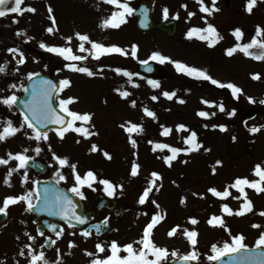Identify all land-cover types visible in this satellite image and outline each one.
<instances>
[{
	"label": "snow or ice",
	"instance_id": "snow-or-ice-1",
	"mask_svg": "<svg viewBox=\"0 0 264 264\" xmlns=\"http://www.w3.org/2000/svg\"><path fill=\"white\" fill-rule=\"evenodd\" d=\"M104 3L114 7L113 10L107 18H103L98 25L101 29H118L121 25L127 23V17L131 16L134 12V9L129 6V3L124 0H103ZM25 0H0V18L6 17L9 14L23 15L25 12L35 13L36 9L31 6H24ZM199 5V11L204 13L205 16L202 17L205 22V27H191L186 36L188 39L197 38L202 42H206L209 47L215 46L223 37L218 32L217 28L207 21V16H211L213 13L218 12L219 8L216 7L217 0H211V5L205 3V0H197ZM257 0H247L245 11L249 14L253 12V8L256 6ZM187 9V5H182ZM49 19L51 21V26L47 27L45 31L49 34H54L58 31L56 27L57 21L53 15V9L51 6L48 7ZM169 10L167 7L163 9L164 18L167 19ZM196 13L188 12V18H191ZM178 18V15L173 17ZM12 23H18V20L13 18ZM17 36L26 35L23 31H17ZM232 35L236 40L234 46L229 47L225 50V55L232 57L237 52L242 53L245 57L257 60L264 61V27L257 25L255 30V35L252 36L249 42H243L244 32L241 28L236 27L232 31ZM75 39L78 41L77 50L80 53H88L87 56L83 54H76L72 47L73 36L65 37L64 45H49L45 42H40L39 47L48 53L55 54L61 57L67 63L64 65L71 72L85 74L88 77H94L98 73L103 72V67L93 71L92 68L88 66H82L81 62L86 61L89 57L91 59L100 61L103 57H108L112 55H119L126 57L131 55L132 58H137L138 46L133 44L131 45L130 52L125 48L118 46L116 44L106 45L102 42L92 40L87 33L75 32ZM32 37H27L25 43L31 41ZM90 45V47H86ZM7 52L12 55L15 59L16 64L23 65L26 63V57L23 51L18 47H10L7 49ZM149 60L158 61L163 64L165 62L171 63L178 74L185 75L191 79L198 81H207L211 85L216 86L221 89L230 90V94L233 99L239 100L241 95H244L243 89L233 82H222L214 78L207 70L190 66L184 62L178 60H172L170 57L164 56L159 52H153L148 59L140 60V64L148 66ZM7 70V64H0V74L5 73ZM19 71V67L15 69ZM117 75H121L127 78V83L134 88L140 87L138 83L134 81V77H139V73H133L126 69L116 67L112 68ZM147 71L151 72L152 68L147 67ZM39 73L30 72L27 74V79L33 81L34 77H38ZM253 80L261 79L260 74H252L251 77ZM71 81L67 78L61 79L58 83H53L51 80H37L32 83L31 86V99L22 102L24 111L20 113L21 121L19 126L15 125L11 119H6L0 121V142L5 141L6 139L25 131L28 139H34L36 142L48 141L49 140V131L55 132L56 136L60 139H64L65 134L70 130L79 134L84 138H90L93 135H98V133L90 131L89 125L91 124L92 114L90 113H79L77 111L71 110L69 105L76 102L77 98L68 97L60 98V93L68 86H70ZM147 84L151 86L152 89L160 88V83L154 79H148ZM10 89H15L17 85L15 83L11 84ZM23 87V85H21ZM24 91L27 92L28 89L24 88ZM121 98L127 99L132 95L131 92L127 90L116 89ZM177 93L175 91H162L160 96L168 99L169 101L173 100L176 97ZM55 96L58 101V107L53 106V97ZM158 95H152L150 99L153 102H158L160 99ZM249 103H256L252 97H247ZM19 98L15 93L7 95L5 97H0V104L12 109L14 105L17 104ZM179 103L183 104L185 101L183 99L178 100ZM204 105L208 107L217 108L219 112L225 113L229 117L236 115V109H231L230 111L226 109V106L223 102L216 103L208 99H202L201 101ZM260 104L264 105V99L259 101ZM131 107L135 108L137 106L136 100L130 101ZM142 112L145 117L151 118L153 121H158L157 113L150 109L147 106H143ZM216 112L209 113L208 111H198L197 116L201 118H210L215 116ZM79 122V123H78ZM49 125H56L52 129H48ZM245 126L247 122L245 121ZM124 132L128 135V141L133 149L137 148V140L134 138L133 134H142L144 132V127L140 123H135L132 121H125L120 125ZM205 128H208L209 125L205 124ZM213 129L218 128L221 132L227 131V126L225 124H213L211 125ZM264 127V126H262ZM161 132L160 135L163 137H169L173 128L160 125ZM26 130H31V135H28ZM175 131L177 133H187L186 136L181 137L183 145L185 147L173 146L169 143H154L149 140L148 143L152 145L153 152L157 150H167L169 155L163 157H158L163 159L164 163L171 167L172 163L178 158L180 154L189 155L192 152L199 151L204 148L203 144L198 140V133L195 130L188 128L185 124L180 123L175 126ZM248 131L252 134H255L261 131V127H250ZM233 141L236 140V137H232ZM79 142V141H77ZM29 151L28 148H25L22 152L7 154V158L0 157V165L7 166L10 161H16L17 164L15 167L8 169L6 177L3 183L7 186H11L10 178L13 173L20 170H24L22 175V183L28 182L27 168L29 166V161L33 158L28 156L26 153ZM35 153L39 154L42 149L37 146L33 149ZM49 151H51V146L49 145ZM91 152L100 151L96 144H92ZM204 151H210V149L204 148ZM105 158L111 160L112 157L110 153L106 150L103 151ZM135 156L136 153L134 152ZM52 161L55 162L59 168L54 172L53 179L56 183L59 184L61 181H66L67 177L62 173L60 169L68 167L71 169V175L73 177L74 183L67 190L68 193H71L72 196L79 197L81 200L86 199L85 193L82 191V188L87 186V188L96 191L94 187L95 184L102 186V190L106 193L107 196L113 197L116 195L117 190L121 193L123 192V184H114L110 179L100 178L97 176L96 172L93 170H87L83 175L78 171V165L76 163H70L67 157H61L55 152L52 153ZM183 163H188L187 160ZM217 165H221L222 161H217ZM141 165L134 160L131 164L129 175L132 178H135L139 175V170ZM215 168H213V173ZM252 175L257 179L250 180L248 177H236L234 181L228 184L223 191L217 190L215 187L208 189V192L220 199H227L232 195V190H235L239 193L238 196L232 197L233 199H242L243 203L240 206L239 210H233L227 203L221 205V211L227 215H237L242 216L253 210V202L248 198L246 189H252L257 194L264 193V164L257 163L253 167ZM162 176L157 171H152L150 173V179L147 181V187H145L142 193L138 197V204L145 205L150 202L157 209L160 208V205L156 200H149L150 194H152L155 189L156 192H159L162 185H158L157 181H161ZM40 182L33 180V188L19 195H8L3 198L2 204H0V214L7 215L8 209L10 206L16 205L23 202L26 207L25 211L32 212L33 210H39L41 212H47L50 216H59L61 220L69 228H75L76 224L83 225L85 224V218L81 215H78L76 212L77 205L74 203L71 196L67 195L64 191L59 189H53L52 195H49V189H44V195L42 200V205L39 203H33L34 200L41 201V193L36 187ZM174 183V182H173ZM193 196L199 195L193 193ZM202 198V197H201ZM181 204L186 203V199L182 198L180 201ZM146 214V213H145ZM260 216L264 217V211L258 213ZM163 215L160 212H156L151 216L150 221L144 226L142 230V235L139 239L133 240L131 242L120 244L116 240L110 242L101 241L95 244V252L85 250V255L90 257V264H168L169 257H171L177 264H190V262L198 261V253L193 250L186 254H180L176 250L171 252L166 247L157 245L153 240V230L157 224L163 219ZM73 221L76 223L74 224ZM23 223V221H22ZM108 223L107 218L102 221L100 224L92 225V228L95 229V232L99 234L102 227H106ZM190 223L195 225L198 223V220L191 218ZM210 226L222 227L231 235L230 229L227 228L223 216L213 214L207 221ZM47 227L55 234L56 239H52L51 236L46 237L44 243L40 245V248L43 249L47 245H55L57 240L60 239L65 231L63 227L57 230L56 224H48ZM252 227L260 228L261 225L253 224ZM179 230V226L173 227L169 232L168 236H174ZM37 234L41 237L45 236V233L40 229H37ZM75 235V233H72ZM183 234L186 236L191 247L195 249L197 245L198 232L195 230L183 231ZM24 235L28 238L29 241H36L37 237L25 232ZM80 235L89 238L92 236V231L89 228H84ZM19 239V237H17ZM245 237L243 235H232L231 242L225 241L222 246L213 244L211 246V255L207 256V259L212 262H221L224 257H231L229 264H245L246 261H253V264H264V252L253 253L248 249L247 245L244 243ZM73 241H69L68 247H75ZM255 247L257 249L264 248V232H261L259 238L255 242ZM28 257V264H50V261L46 258V253L43 250L36 251L32 243H26L19 251V255ZM57 259L52 264H61L60 249L57 248ZM103 254V255H102ZM0 264H5L3 260H0ZM19 264V261L16 262Z\"/></svg>",
	"mask_w": 264,
	"mask_h": 264
},
{
	"label": "rangeland",
	"instance_id": "rangeland-1",
	"mask_svg": "<svg viewBox=\"0 0 264 264\" xmlns=\"http://www.w3.org/2000/svg\"><path fill=\"white\" fill-rule=\"evenodd\" d=\"M132 1V0H131ZM135 3V0H133ZM186 2V0H156L155 4L153 5V18L155 21H160L165 19L163 15V9L165 7L168 8L169 14L167 19H174L178 23L179 30L181 29V16L182 18L185 17L184 12H181L183 3ZM25 6H31L36 9L35 13H29L25 12L23 15H17L20 16L18 18V23H12V19L8 18L6 21H0V45H9L11 44L12 47H18L21 49V51L24 52L26 61V67H25V78L28 72L35 71L36 68H40L41 64H37L36 61L39 60V56L36 55V47H39V33L43 32L42 39H44L47 44L49 45H64L65 43V37L73 36V42L78 44V41L74 37L75 32H81V33H87L92 40L102 42L106 45L116 44L118 46H121L128 50L130 52L131 43L136 41V44L138 48L137 58L133 60L134 58H129L128 56L122 57L119 55H112L108 57H103L100 61H96L91 59L89 57L86 61L81 62V65L83 66H90L93 71H96L97 69L103 67V72L98 73L94 77H88L85 74L80 73H74L70 75L71 80V94L72 97L77 98L76 102L69 105V108L71 110L77 111L79 113H91L92 114V125L89 126L90 131L98 133L96 135V142L97 144L102 147H107L109 150H111V146L117 145V148L122 145L123 147L119 148L118 154L120 156H117L114 160L116 162L123 161L121 158L125 154L129 155V151L124 147L125 143L124 141L128 139V135L122 129L120 130V125L127 121H132L133 119L129 118L131 116H136L135 122L140 123L143 125L144 134H151L155 136L157 132L158 127L163 123L164 119L163 115H160L159 121H157L154 126H152L151 122L146 121L144 118L142 119V113L141 110L143 106L146 105V99L144 97L143 88L142 90L132 92V95L128 97L127 99H121L120 95L116 91V89L120 90H126L122 85V80H124L120 75H115V72L112 71V68L121 67L122 65H127L129 67L128 70H132L130 66H132V63H137V61L148 59L153 52H159L160 54L170 57L172 60H178V52L180 48L179 45H176L175 43L179 42V38L177 37L173 41H168L162 36H160L158 33H154V35H146L145 34H138L134 30L133 22L130 21L127 18V23L121 25L118 29H101L98 25L100 24L101 20L103 18H107L110 16L111 12L114 9V7L106 4L103 2V0H26ZM51 6L53 9V15L56 18L58 31H56L54 34L48 35L45 29L49 26H51V21L48 19V7ZM180 18H173L177 16ZM187 18V17H185ZM189 22L192 21V18H187ZM180 20V21H179ZM133 26V27H132ZM12 29V30H10ZM17 31H23L26 33V35L23 36H17ZM32 37L31 41L25 43L27 40V37ZM183 44H186L183 43ZM181 45V44H180ZM184 46V45H183ZM74 51H76L77 46L72 45ZM27 48V49H26ZM43 50V49H42ZM43 52V51H42ZM77 52V51H76ZM77 54V53H76ZM83 54L85 56L88 55V53H79ZM78 54V55H79ZM2 59H7L5 56L4 49L1 51ZM9 58L12 60V55L8 54ZM43 55L45 58L52 59L55 57V59H62L61 57L48 53L46 51L43 52ZM122 57V58H121ZM132 60V61H131ZM91 61V62H89ZM161 64V63H160ZM163 65V66H162ZM29 66V67H28ZM161 66L165 69L166 77L161 80L160 88L157 89V92H155V95L160 96V93L165 90H169L178 85L177 82L171 81L170 75H173L174 67L171 63L165 62L161 64ZM170 72V74H169ZM140 85H143L142 83ZM140 88V87H139ZM176 90L177 98L178 96L182 97V90L179 89V87ZM170 91V90H169ZM189 95H185V103L183 105H177L175 104V98L173 100L167 102L164 98H161L158 100V102L153 103V109L155 111L159 110L161 114H164L165 111H172V110H179L175 111L174 113V120L172 124H175L177 122H182L184 124H190L189 126L193 125L196 121V108H199L198 102L200 101L199 93L192 89L189 90ZM113 93H117V97L120 98V102L127 103L132 100V98H135L137 100V106L133 108V113H129V108L125 107V105L120 104L119 102H115L112 99ZM143 94V95H141ZM137 95L138 98L136 97ZM250 97H252L256 102L258 101V97L253 94V90L250 92ZM260 98V97H259ZM179 100V99H178ZM103 101L105 106L103 107ZM257 107H254V109ZM179 118H181L179 120ZM126 119V120H124ZM261 122H264L262 117L258 116L255 118V120H250L249 125L250 127L256 126L261 127V132L254 137L253 143L256 142V147L259 144V147L257 149V155L259 157L264 158V149L261 147L264 144V127ZM79 123V122H78ZM189 128V127H188ZM152 129V130H151ZM190 129H192L190 127ZM193 130V129H192ZM174 132V128H173ZM172 132V134L167 139V143L173 146H177V144L174 141H177L176 139H181L180 137H175V134ZM207 134L209 137H207ZM213 132L210 134L205 130L203 132L204 136H199V140L203 138L205 141L210 142L206 145H209L211 147L204 148L210 149L208 151V155H214V156H220L225 152L227 154L225 155V160L223 161L225 166L228 167V171L232 177H236L238 174L236 173V169L234 166L227 164L228 158L235 157L237 150L231 147H227V139H214L212 137ZM186 136L187 133L181 134V137ZM74 136L72 135L70 140H72ZM160 139V138H159ZM73 146L75 144V141L78 145L74 147H70L71 150L76 151L74 154L71 155V157L75 160L79 161L77 162L78 165V171L83 175L84 171L87 170H94L97 171V168L101 165L100 163H96L93 161H86L84 160V156L88 157L87 153L83 148L87 146L86 143H83L82 139H73ZM122 141V142H121ZM159 141V140H158ZM230 144V143H229ZM226 145V148H225ZM237 146V145H235ZM224 147V148H223ZM256 147L255 150L251 156V160H254L256 157ZM203 148V149H204ZM227 150V151H226ZM147 157L143 158L138 163L141 165V168L139 170L138 178V188L145 186L147 183V179L149 178L150 170L153 171L154 169L162 170L164 172H169V170L177 173L178 171V178L176 179V188L183 187L187 180L183 179L186 177V173L189 171H193V165L196 164L199 167V171L203 175L208 173V167L207 170L205 168V163L211 162V158H205L206 155L202 156V153L200 152L196 159L191 160L190 167H185V165L181 166V161L175 160L174 163H172V166L167 168V165L164 163V161H158L156 158L153 157L151 153H149ZM167 154H164L165 156ZM162 156V157H163ZM229 159V160H230ZM148 161L154 162V169L149 168L148 166H152L151 164H148ZM128 163V161H127ZM91 164H94L93 167ZM111 171L107 172V175L111 178L115 177L118 180V176H122L125 172V174H129L130 169H127L125 164L120 163H112L111 164ZM148 165V166H146ZM81 166V167H80ZM173 169V170H172ZM222 171L218 168H215L213 181L215 184V188L219 190V180L222 175ZM197 173L195 172V175ZM125 176V175H124ZM170 176H168L165 179V175H162V181H158L159 184H163L164 188L163 190H167L169 185L172 184L171 180L169 179ZM196 177V176H195ZM201 174L198 175L197 180H200ZM211 178V177H208ZM231 178V177H230ZM197 180H194L191 178V181L194 183ZM205 180H202V183H205ZM210 182L211 179H210ZM166 191H163V194ZM185 192V191H184ZM167 198L169 197V194H166ZM200 201L199 209H203L202 213V223L199 227L198 232V248L197 253L200 255L199 262L200 264H205V260L208 255H211V246L213 244H217L218 246H222L225 241L231 242V236L232 235H238L239 232L242 233V235L245 237L244 243L247 245L248 248H251L252 241L255 236L252 234L255 232H252L251 230V224H250V218H248L246 221L237 220L234 221L233 219L230 220V222L237 224H230V227H227L230 229L231 235L228 231L225 230V228L216 226V227H208L205 225L204 220L215 213V209L211 205V199L206 194V187L204 189H201V193L197 196ZM202 197V198H201ZM250 199L254 201V209H255V216L258 217L257 220L264 224V217H261L258 213L260 211H264V195L255 196L254 193H250L249 195ZM160 200L162 199V196L159 194ZM171 199H168L167 201L160 202V208L157 209L155 206L151 207L149 206V210H155L156 212L163 213L162 210H172L171 208L178 207L180 210H187L189 208V198L186 195H182L181 198H177V196H171ZM177 198V199H176ZM182 198L186 199V203L181 204L180 201ZM192 199V196L190 197ZM219 198H215L214 202H216V205L219 207L221 206V202L218 201ZM166 200V199H165ZM253 209V210H254ZM173 211V210H172ZM178 211V210H177ZM163 215V214H162ZM252 215V213H250ZM263 218V219H262ZM171 219V216L168 215L166 218H164L165 223H169V220ZM143 223V222H142ZM142 223L139 225V236L142 234V230L145 225H142ZM172 229V228H171ZM169 229V231L171 230ZM186 228L183 226H179V230L177 233L169 237L168 236V229L165 228L161 224H157V226L153 230V234H155V243L162 247H167L170 252L172 250L178 251L180 254L185 253L187 251V247L185 246V235L183 234V231ZM255 230V229H253ZM259 237V236H258ZM257 237V238H258ZM93 240V239H90ZM73 241L77 242V238L74 236ZM64 240H59L57 244V248L60 250L62 249V244ZM90 245L93 246V242H89ZM184 244V246H183ZM83 259L90 261V257L84 255L80 256ZM5 264H9L8 261L5 262Z\"/></svg>",
	"mask_w": 264,
	"mask_h": 264
},
{
	"label": "flooded vegetation",
	"instance_id": "flooded-vegetation-1",
	"mask_svg": "<svg viewBox=\"0 0 264 264\" xmlns=\"http://www.w3.org/2000/svg\"><path fill=\"white\" fill-rule=\"evenodd\" d=\"M247 0H217L216 7L219 8L218 12L213 13L211 16H207V21L213 24L220 35L223 37L215 46L209 47L206 42H202L199 39L195 38V44L193 45V51L187 50V53L184 55V60L192 63L194 66L207 70L214 78L222 81V82H233L240 86L244 95H241L239 100L233 99L230 90L217 88L214 85H211L207 81H198L195 80L194 87L198 93L204 99H210L211 97H215L224 102L226 109H236V115L233 117H229L226 112L221 113L215 110L216 114L220 117H226V121L224 123L227 126V131H234L237 133H243L248 131V112H249V102L247 97H249L250 93V79L252 74H260L261 79L256 80L258 83L263 79V75L260 69L264 68V61H257L248 57H245L242 53L237 52L232 57H228L225 55V50L229 47L234 46L236 40L232 35V31L234 28L239 27L244 32L243 42H249L252 36L255 35V30L257 25L264 27V0H257L256 6L253 8V12L251 14L245 11ZM205 3L211 5V0H205ZM193 12L196 13L195 17V27H205V22L202 17L205 16L204 13L199 11V5L197 0H193ZM46 65L49 64L48 61H44ZM0 64H7V70L5 73L0 74V97H5L12 93L19 95L18 93L21 90L22 85V73H23V65H17L15 60L5 61L0 60ZM19 67V71L15 69ZM57 66H49L45 69H41L39 73L41 74H57ZM258 69V70H254ZM15 83L17 87L15 89H10V85ZM11 119L15 125L19 126L21 121L20 114L14 109H9L8 107L0 104V121ZM222 121V120H221ZM245 121L247 122V126H245ZM28 135H31V130H26ZM71 133L67 132L65 134L64 139H60L56 136L55 132L49 131V140L36 142L34 139H28L25 131H21L16 135L6 139L5 141L0 142V157L7 158V154L9 152L15 154L22 152L25 148H28L29 151L26 153L28 156L32 157L33 160L40 162L45 166L44 173L36 174L30 169L27 168L28 174V182L22 183V175L24 170H20L18 172L13 173L10 178L11 186H7L3 183L7 171L11 167H15L17 162L10 161V163L5 165H0V204H2L3 198L8 195H19L33 188L32 181L36 180H52L54 172L59 168L58 165L52 161V153L55 152L57 155L61 157H67L72 163V150L70 149V139ZM122 142V141H121ZM125 148L129 151V155L125 154L124 158L134 160L137 159L140 153H148L151 149L147 148L141 143L137 141V148L133 149L129 143V141H124ZM145 144V143H144ZM49 145L51 146V151H49ZM41 147L42 151L37 154L33 149L35 147ZM120 147H123L120 145ZM119 147V148H120ZM241 152L238 153L235 157L230 159V164L234 166L237 171V174L245 177L249 170V143L246 139H242L240 141ZM100 151L98 152V158L102 162H108L114 160L118 154L119 148L117 145L111 146V150L107 147L98 146ZM107 151L110 153L112 159L109 160L105 158L103 155V151ZM136 153L134 156L133 153ZM217 163H213L211 166V170L213 168H217ZM62 173L67 177L66 181H61L59 184L63 186L66 190H68L73 184V177L71 175V169L68 167H64L60 169ZM43 171V170H42ZM188 175H192V173H188ZM195 176V175H194ZM101 178L105 177L104 173H101ZM198 178V172L196 177ZM109 179V178H107ZM187 179H190L187 177ZM114 184H121L120 180L113 178L110 179ZM197 181L192 185L186 186L183 191H185L188 195H192L193 193L199 194ZM125 193H121L117 190L116 195L113 197H109L102 190V186L100 185L99 189L93 191L89 188H82V191L85 193L86 199L81 200L85 211L91 212L94 207L97 197L100 199H109L115 202L116 208L120 209L117 215L114 214V211H117L115 208L114 211L110 210H101L95 214V217L98 216L99 221H104L105 218L108 220V224L116 230V235L111 237L103 236L100 239L102 241L110 242L112 240L118 241L120 244H125L137 239L136 236V225L138 218V192L139 189L137 187V177L129 179H125V184L123 188ZM198 196V195H196ZM232 200V199H231ZM34 203V201H33ZM192 206H197V203L193 201L191 203ZM26 205L21 202L16 205L10 206L8 209V214L6 216V221L0 223V255L7 259H19L24 260L27 257L26 255L21 257L19 255L20 249L26 243H32L36 251L43 250L46 253V258L52 262H55L57 259V251L55 245H51V250H48L50 244L40 248V245L44 243L46 237L51 236L52 239H56L55 235L51 231H47L42 229L45 233V236L41 237L37 234V223L46 220L45 217L36 218L31 212L25 211ZM196 209L191 210V213H196ZM23 221V223H22ZM185 220L174 219L173 223L179 225V223H184ZM54 224H58L57 219L53 220ZM199 223V222H198ZM197 223V224H198ZM195 224V225H197ZM60 227L65 229V233L74 232L73 229L68 228L64 224H59ZM25 232L36 236V241H29L28 238L24 235ZM19 237V239H17ZM67 244L62 247L63 251L60 253L61 264H81L80 262H74L73 254L71 248L68 247ZM55 249V251L53 250ZM103 255V254H102Z\"/></svg>",
	"mask_w": 264,
	"mask_h": 264
},
{
	"label": "water",
	"instance_id": "water-1",
	"mask_svg": "<svg viewBox=\"0 0 264 264\" xmlns=\"http://www.w3.org/2000/svg\"><path fill=\"white\" fill-rule=\"evenodd\" d=\"M152 3V0L146 2L144 0H140L139 1V7L138 9L133 13V15L136 17L137 19V23L136 26L138 29L142 30V31H150V30H159L163 33H165L166 35L173 37L175 35V24L174 23H162L160 25H155L152 20H151V16H150V5ZM147 67H151L152 71L149 72L146 70ZM140 71H143L145 73L151 74L152 76H154L155 78H157L160 69L156 66V65H148V66H141L138 68ZM35 81H31L30 83V89L32 86V83ZM31 99V91L28 94V97L26 99L29 100ZM82 210L79 209V211L77 212V214L81 213ZM231 259V257H224L222 258L221 262H218L217 264H229V260ZM253 261L249 260L246 261L245 264H251Z\"/></svg>",
	"mask_w": 264,
	"mask_h": 264
}]
</instances>
